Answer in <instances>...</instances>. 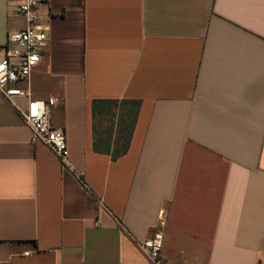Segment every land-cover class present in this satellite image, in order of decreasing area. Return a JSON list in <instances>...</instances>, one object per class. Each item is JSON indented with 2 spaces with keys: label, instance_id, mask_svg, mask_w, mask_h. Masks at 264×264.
Listing matches in <instances>:
<instances>
[{
  "label": "crops",
  "instance_id": "crops-1",
  "mask_svg": "<svg viewBox=\"0 0 264 264\" xmlns=\"http://www.w3.org/2000/svg\"><path fill=\"white\" fill-rule=\"evenodd\" d=\"M16 87L48 106L64 166L0 94V264H264V0H49ZM24 27L0 0V47ZM141 102L128 152L93 147L94 100ZM21 108L26 97L17 98Z\"/></svg>",
  "mask_w": 264,
  "mask_h": 264
},
{
  "label": "built area",
  "instance_id": "built-area-1",
  "mask_svg": "<svg viewBox=\"0 0 264 264\" xmlns=\"http://www.w3.org/2000/svg\"><path fill=\"white\" fill-rule=\"evenodd\" d=\"M15 4L17 14L24 19V27L8 33L6 45L0 47V94L18 111L24 123L32 130V141L40 142L68 166L69 148L66 135L50 121L48 106L55 103L31 98L29 90L16 87L28 82L32 71L39 65L41 54L48 46V24L44 11L49 0H7ZM26 97L27 104L21 108L17 98ZM152 261L159 264L162 238L156 234L152 239L139 243Z\"/></svg>",
  "mask_w": 264,
  "mask_h": 264
},
{
  "label": "trees",
  "instance_id": "trees-1",
  "mask_svg": "<svg viewBox=\"0 0 264 264\" xmlns=\"http://www.w3.org/2000/svg\"><path fill=\"white\" fill-rule=\"evenodd\" d=\"M141 102L94 100L92 102L93 147L117 160L128 152Z\"/></svg>",
  "mask_w": 264,
  "mask_h": 264
}]
</instances>
